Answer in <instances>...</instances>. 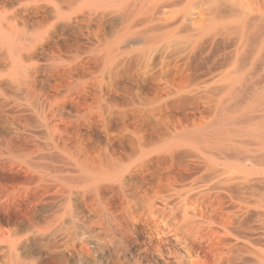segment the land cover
Listing matches in <instances>:
<instances>
[{
    "label": "bare ground",
    "instance_id": "bare-ground-1",
    "mask_svg": "<svg viewBox=\"0 0 264 264\" xmlns=\"http://www.w3.org/2000/svg\"><path fill=\"white\" fill-rule=\"evenodd\" d=\"M0 264H264V0H0Z\"/></svg>",
    "mask_w": 264,
    "mask_h": 264
}]
</instances>
